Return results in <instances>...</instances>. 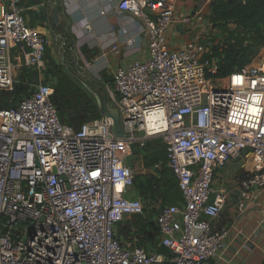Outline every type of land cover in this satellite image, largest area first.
I'll use <instances>...</instances> for the list:
<instances>
[{
  "label": "built area",
  "instance_id": "built-area-1",
  "mask_svg": "<svg viewBox=\"0 0 264 264\" xmlns=\"http://www.w3.org/2000/svg\"><path fill=\"white\" fill-rule=\"evenodd\" d=\"M117 10L147 38L146 57L117 68L112 87H102L124 138L113 136L103 112L79 131L60 122L45 82L48 40L26 22L19 0H0V92L15 84L12 49L37 82L14 108L0 109V264H208L223 259L230 237L214 226L230 197L217 173L231 161L244 171L239 213L252 189H264V50L225 78L207 77L219 70L209 43L177 51L166 43L173 24L201 20L202 10L181 20L174 0H120ZM150 140L163 143L181 195L154 219L168 256L138 247L132 226L128 239L117 235L125 218L144 216L131 195L129 159Z\"/></svg>",
  "mask_w": 264,
  "mask_h": 264
},
{
  "label": "crops",
  "instance_id": "crops-1",
  "mask_svg": "<svg viewBox=\"0 0 264 264\" xmlns=\"http://www.w3.org/2000/svg\"><path fill=\"white\" fill-rule=\"evenodd\" d=\"M19 1L25 10L26 22L48 40L47 48L52 58L62 63L69 70L74 81L101 105L104 94L102 87L108 84L105 76L112 82V72L117 68L128 66L146 57V35L140 31L136 18L128 12L117 10L120 0ZM213 1L174 0L177 20L192 18L198 10H202V19L192 20L189 24H173L166 32V43L170 50H181L190 42L205 45L209 43L212 48L221 45L222 32L211 23L209 7ZM57 5L59 23L53 24L50 22L51 13ZM227 28L233 29L234 26L228 25ZM128 40H132V45L126 44ZM53 45L58 49L61 46V51H54ZM113 47H116V50H112ZM263 50L264 48L259 54ZM10 57L11 61L19 66L14 73L15 82L20 80L29 86L35 85L36 78L32 79L28 76L32 72L23 66V53L19 49H12ZM89 62L90 71L85 69V65ZM91 71L99 72L101 82L95 80ZM79 77L89 80L95 86L82 82ZM147 144H150V149L144 153L143 148ZM161 145L163 143L160 140H150L143 147H134L133 156L129 159L133 172L134 169L138 171L134 179L159 177L162 167H166V158L164 161L150 162V160L159 155ZM231 162L217 174L223 182L221 185L228 187L230 197L214 222L215 228L230 230L229 246L222 260L210 261L208 264H264V189H252L247 200V208L239 213L236 208L238 188L231 173L227 171L233 166L230 165ZM157 164L160 168L154 169ZM232 182L234 183L231 184ZM131 195L142 200L144 204L142 218L154 221L159 210L155 212L150 200L145 201L147 197L141 196L136 188H133ZM159 201L162 202L160 199ZM131 219L132 217L125 218L118 230L123 224L128 226Z\"/></svg>",
  "mask_w": 264,
  "mask_h": 264
},
{
  "label": "trees",
  "instance_id": "trees-1",
  "mask_svg": "<svg viewBox=\"0 0 264 264\" xmlns=\"http://www.w3.org/2000/svg\"><path fill=\"white\" fill-rule=\"evenodd\" d=\"M211 23L222 32L221 45L211 49V57L219 66L216 75L207 77L225 78L233 71L249 65L264 48V0H214L209 7ZM234 26L233 29L227 28ZM46 73L45 82L53 89L51 102L57 111L60 122L79 131L85 123L102 116V109L94 97L88 94L83 87L75 82L62 63L56 62L48 48L45 54ZM29 73V71H25ZM28 76L35 78V74ZM104 79V78H103ZM105 76L108 85L112 82ZM30 86L23 81L15 82L11 92H0V109L14 108L23 98L29 96ZM108 109H112L108 100ZM150 149V144L143 148L144 153ZM161 152L150 162L166 158L165 147L160 146ZM148 162V163H150ZM139 194L150 199H160L164 205H176L181 201L176 180L172 172L162 167L159 177L134 179V186ZM148 199V198H147ZM151 201V200H150ZM130 225L136 228L137 246L146 252L168 256L167 249L158 246V231L155 221L143 219L140 216L132 217L128 226L119 228L117 235L128 239Z\"/></svg>",
  "mask_w": 264,
  "mask_h": 264
},
{
  "label": "water",
  "instance_id": "water-1",
  "mask_svg": "<svg viewBox=\"0 0 264 264\" xmlns=\"http://www.w3.org/2000/svg\"><path fill=\"white\" fill-rule=\"evenodd\" d=\"M58 10H59V6L57 5L54 10L51 13V18H50V22L53 24H58L59 23V18H58ZM80 80L90 86H95V84H93L92 82H90L89 80L83 79L81 77H79ZM102 112L103 114L110 118L112 120V126L110 128L111 133L113 134L114 137L116 138H124L125 135L123 134L121 125H120V118H119V114L117 112V110L115 109H108L106 106V96L105 94H103V103H102ZM6 221V218L3 219V222ZM1 232L4 234L6 232V229L3 228L1 230ZM12 239H14L13 236H11Z\"/></svg>",
  "mask_w": 264,
  "mask_h": 264
},
{
  "label": "rangeland",
  "instance_id": "rangeland-1",
  "mask_svg": "<svg viewBox=\"0 0 264 264\" xmlns=\"http://www.w3.org/2000/svg\"><path fill=\"white\" fill-rule=\"evenodd\" d=\"M53 49H54V51H61V46H60V48L58 49L57 47H56V45H55V47H54V45H53ZM66 68V67H65ZM28 70H30L32 73H33V75L35 74V78H36V73L32 70V69H28ZM217 82H222V81H216L215 83L213 82V84H217ZM133 156V155H132ZM130 159H131V156H130ZM232 164H230L232 167L229 169H227V171H229L230 173H231V176L233 177V180L235 181V183H239V181L241 180V178L243 177V175H244V171L242 170V169H240V167H239V165H238V162L236 161V162H231ZM235 163V164H234ZM218 174V173H217ZM136 175H138V171H136L135 169H134V176H136ZM218 177H217V180H216V183H217V185H221L223 182L221 181V179L219 178V175H217ZM234 182H232L231 184H233ZM148 199H149V197H147ZM148 199H145V201H147ZM151 201H150V204L152 205V206H154V208H155V212H156V210L158 211L161 207H163V206H165L164 204H162V202H160L159 201V199H150ZM125 223V222H124ZM127 223V222H126ZM122 227H125V224H123L122 225Z\"/></svg>",
  "mask_w": 264,
  "mask_h": 264
}]
</instances>
